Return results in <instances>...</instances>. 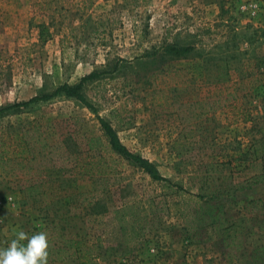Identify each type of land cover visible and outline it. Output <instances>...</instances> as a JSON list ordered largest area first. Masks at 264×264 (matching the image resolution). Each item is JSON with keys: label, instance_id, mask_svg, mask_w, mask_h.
I'll return each instance as SVG.
<instances>
[{"label": "rangeland", "instance_id": "rangeland-1", "mask_svg": "<svg viewBox=\"0 0 264 264\" xmlns=\"http://www.w3.org/2000/svg\"><path fill=\"white\" fill-rule=\"evenodd\" d=\"M41 23L48 30L43 41ZM175 40L194 43L199 54L148 61L154 48ZM220 56L229 61L240 102L253 115L264 114V0H0V106L75 83L93 69L110 71L83 85L93 109L59 94L0 116V248L16 232L55 220L66 238L81 234L92 242L99 235L104 245L118 248L99 254L96 264H242L246 257L228 253L248 254L264 235V182L232 191L244 176L233 171L235 177L222 180L221 167L209 175L210 187L224 190L229 221L247 218L237 226L240 248L224 246L212 230V238L203 240L204 228H194L192 218L199 200L191 192L200 191L205 168L200 154L234 157L254 136L250 121L228 122L231 107L212 110L213 86L201 74ZM118 58L123 60L111 70ZM97 116L111 123L128 149L184 189L163 187L112 151ZM177 132L197 152L195 159L169 149L168 136ZM23 133L39 145L33 159L31 151L19 153ZM90 136L99 140L91 143ZM101 157L104 171L102 162L85 171L87 160ZM261 168L256 163L249 173ZM97 197L108 211L94 213L88 201ZM123 203L126 227L136 228L130 237L114 217ZM49 258L48 264H79Z\"/></svg>", "mask_w": 264, "mask_h": 264}, {"label": "trees", "instance_id": "trees-1", "mask_svg": "<svg viewBox=\"0 0 264 264\" xmlns=\"http://www.w3.org/2000/svg\"><path fill=\"white\" fill-rule=\"evenodd\" d=\"M39 27V39L43 41L48 35L47 26L41 23L39 24ZM152 53L156 54V56H150V60L148 61L153 62V60H155L162 63L168 59H178L193 56L196 53L199 54V50L195 47L194 43H181L175 40L172 42H165L163 46L158 49L154 48ZM147 55L150 54H145L144 56ZM144 56H141L139 59H142ZM121 60L123 59L118 58L113 64L111 70H115L119 66ZM106 72L110 71L105 69H93L82 75L75 83L62 82L49 91H38L26 100H18L1 105L0 116L7 113L9 110L27 106L31 102L44 101L59 94L75 98L82 104L93 109V106L86 99L83 93V85L87 80L98 78L101 74ZM201 79L203 82L213 86V91L211 92L212 99L210 102L211 105L215 104L216 107H213L212 110H215L217 107L221 109L231 107L230 116L227 118L228 122H237L240 120L250 121L251 129L254 131V136L250 139L248 144H246L245 148L240 150V152L234 157H232V155L228 158H222L223 156L218 157V152L214 150L200 154V157L202 155L205 157V161L203 162L205 168L201 172L202 180L198 186L200 187V191L195 193L191 192V195L197 197L199 200L197 205H194L195 208L193 206L194 210L192 211L194 228H204L202 232L203 240L212 238L213 235L209 231L212 230L216 233V235L220 236L224 246L233 247L234 245L236 248H240L243 245L244 239L242 238L241 231L237 229V226L245 222L247 218H241L239 222L236 223L234 221H229L224 209V202H222V196H220L224 190H221V187L211 188L208 183V178L214 169L218 170L217 168L221 167L226 169V173L222 176V180L235 177L236 175H230L233 171L237 172L239 176H244L242 180L230 186L232 191H235L236 189L250 188L252 184L264 182V114L253 115L251 109L240 102V97L235 94L236 87L239 86H235L237 81L231 77V72L229 71V61L226 57H218L215 61V68L201 74ZM241 80L242 79H239L240 82ZM97 117L102 130L101 134L112 151L116 152L121 157L134 162L153 179L161 181L163 187H171L172 191L184 189L177 182H172L168 177L161 175L155 163L149 158L128 149V147L121 142L111 123L101 116ZM27 130L29 129H26V131ZM24 133L18 137L19 141H24L25 146L20 149L19 153L31 151V159H33L36 156L33 151H36L39 145L35 146L33 140L31 141V138L29 139L26 137ZM89 139L91 143H93L99 140V136H90ZM35 142H37V139ZM189 143L190 142L183 137L182 132H177L176 136L173 138L168 136L167 140L169 149L172 150L176 157H183L187 155L188 158L195 159L197 152L193 153L190 151L191 147L189 146ZM18 144H20V142H18ZM42 145L47 147L46 152H54L52 149L53 146L47 145L46 142L42 143ZM40 148L38 152H40ZM55 148L57 147L55 146ZM102 160L103 157H101V160L99 159L94 162L87 160L84 163L85 165L88 164L85 171L91 172L93 167L101 162L103 164L101 170L104 171L107 164L105 163V160ZM232 160L236 161L235 165L231 163ZM256 163H262L261 170H259V172L249 173ZM257 199V201H260L259 198ZM254 201L256 200L249 199L247 203H252ZM88 205H91L92 209H95L94 213L108 211L105 202H101V197H97L95 200L91 198L88 201ZM125 207L126 205L123 203L120 208L113 209V212L114 217L118 219L119 228L122 233L125 237H130L133 233H136V228L133 224H130L129 228L126 227L125 219L123 218V211ZM119 212L121 213L118 214ZM133 213L134 211L132 210L130 215ZM40 231L47 233L49 256L56 255L59 258H73L79 264H96L94 263V260L99 256V254H106V256H110L116 249H118L116 246H112L110 244L104 245L99 239V235H97L96 240H92V242L89 238H84L81 234L66 238L61 232L59 221L55 220L46 223L42 228H36L25 232L32 235L33 233ZM244 251L245 250L239 251L237 254H233V252L230 251L228 255H237L240 259L242 257H246V260H243L242 264H264V235H259L256 242L253 244V248L248 252V254ZM48 259L50 258L48 257Z\"/></svg>", "mask_w": 264, "mask_h": 264}, {"label": "clouds", "instance_id": "clouds-1", "mask_svg": "<svg viewBox=\"0 0 264 264\" xmlns=\"http://www.w3.org/2000/svg\"><path fill=\"white\" fill-rule=\"evenodd\" d=\"M0 223H3V218H0ZM48 249L46 232L29 235L20 230L7 247L0 248V264H48Z\"/></svg>", "mask_w": 264, "mask_h": 264}]
</instances>
